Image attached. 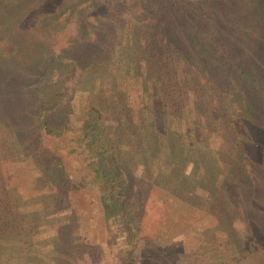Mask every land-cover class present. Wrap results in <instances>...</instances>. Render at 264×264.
Returning a JSON list of instances; mask_svg holds the SVG:
<instances>
[{"label":"trees","instance_id":"1","mask_svg":"<svg viewBox=\"0 0 264 264\" xmlns=\"http://www.w3.org/2000/svg\"><path fill=\"white\" fill-rule=\"evenodd\" d=\"M222 1L224 8L213 12L203 2L161 3L163 21L152 40H141L138 71L127 80L128 100L136 103L130 116L138 115V106L146 112L147 104L156 101L161 117L155 134H147L143 124L133 136L142 139L140 145L130 148L125 136L113 143L95 103L81 117L72 109L63 116L51 112L74 64L66 61L67 67L55 76L58 91L51 96L40 92V84L52 80L47 64L41 63L46 57L53 64L61 58L50 49L43 58L21 55L28 43L10 39L6 27L17 32L22 24L11 22L12 15L26 7L22 0H0V264H92L103 257L104 246L118 264H178L170 242L160 245L155 237L139 233L143 209L135 204L147 198L145 190L162 199L179 194L172 193L177 187L172 179L190 178L188 164L195 159L184 153L194 147L193 136L205 138V149L216 152H207V168L197 170L198 179L209 178L210 187L197 184L189 190L199 199V229L213 231L211 241L205 239L208 243L200 248H211L205 264L253 263L254 251L263 250H256L260 240L252 234L262 236L259 228L264 226L258 197L264 179V0ZM84 2L76 0L50 18L60 23L73 10H82L77 3ZM31 65L36 69L26 74ZM164 115L171 118L169 126ZM124 130L132 131L128 126ZM27 131L33 148L21 136ZM41 134L48 137V146ZM177 141L180 157L173 155ZM42 149L45 160L39 157ZM62 153L72 154L79 164L66 168ZM172 159L182 162L173 175L172 167L162 164ZM90 186L97 190L108 233L104 246H90L83 238L74 241L80 237L77 211L69 207L66 192ZM27 189L32 192L25 195ZM209 190L213 194L202 207L201 198ZM63 212L66 219L52 221ZM29 216H42V224L16 230L15 223Z\"/></svg>","mask_w":264,"mask_h":264},{"label":"rangeland","instance_id":"2","mask_svg":"<svg viewBox=\"0 0 264 264\" xmlns=\"http://www.w3.org/2000/svg\"><path fill=\"white\" fill-rule=\"evenodd\" d=\"M75 1L22 0V4L26 8L15 12L11 20L13 23L19 20L22 25H18L17 32H14L6 24L8 37L10 39L18 37L19 43L23 44L24 41L28 43V45H22L20 53L30 60L33 55L45 57L49 49L54 54H59L61 58L59 63H54V65L47 57L41 63L47 64L48 74H51L52 80L46 83L43 81L40 84V92L49 96L60 89L57 80L60 71L67 67L65 62H73V75H70L61 84L64 92L62 96H58L53 104L52 113L63 116L69 110H73L76 115L79 114L81 117L85 108L95 103L99 107L101 106L103 120L107 127L106 131L113 143L119 144L120 137L125 136L126 141L132 142L129 146L133 148L134 145L137 146L141 143L142 139L134 140L133 136L138 133V130L139 132L143 130V124L147 127V134H155V122L159 121L158 116L160 115L159 104L154 101L155 103L147 104L146 112L141 106H138V115L130 116L136 103L128 100L129 90L127 91V89L130 83L127 80H131V77L135 76L138 71L136 60L137 57L142 56L141 52L143 53L141 40H152L157 32V23L163 21V14L165 13L162 14L160 5L166 0H85L83 4L77 3L82 10H73L62 22L59 23L58 19L50 18L54 14L60 13L66 5ZM188 1L206 3L205 5L208 6L210 12L224 8V1L221 3L220 0ZM211 1L217 3H211ZM27 33H30L31 37ZM35 69V65L34 67L31 65L25 73L31 74ZM146 69L149 71L148 66ZM57 73V80H55ZM15 100H17L16 95ZM131 105L133 110H131ZM163 117L164 122L168 123L167 126H169L170 116L164 115ZM125 126L130 127L132 131L126 132ZM261 128L264 130V124ZM23 134L21 136L24 138L25 144L33 148L32 144L28 142L30 132L27 131ZM191 138L194 139V147L184 153L185 157L195 159L193 162L195 165L188 164V167L192 165L189 168L190 178L180 177L178 180V178L173 177L172 179L177 182V187L173 188L172 193L179 194L162 199L157 192L145 190L144 194L147 198L142 197L139 204L137 201L135 205L143 209L141 213L143 218L139 223L141 235L155 237L160 245L170 242L175 247L173 255L178 264L181 262L184 264H205L211 248L205 251L200 248L208 243L207 240L212 237L213 231L202 232L203 228L199 229L202 222L195 219V207L199 199L194 194L189 193V190L194 189L197 184L210 187L207 184L209 178L198 179L200 175L197 170L199 166L207 168L206 162H209L207 154H215L216 152L205 149L204 142L206 140L202 136ZM47 140L48 137L41 134L43 145L48 146ZM173 149L175 150L173 155L180 157L182 147L179 141L175 142ZM40 151H42L39 155L40 159L45 160L47 156L45 149ZM61 155L66 168L72 169L73 165L79 164L72 154L62 153ZM162 164L172 167L173 175L174 170L178 168L175 165L179 166L182 162H176L172 159L169 163ZM262 166V172H264V161ZM185 183L188 190L184 189ZM253 191L255 192L254 188ZM31 192V189L24 190L25 195ZM66 193L69 207L79 213L76 212L75 226L80 237L74 241H80L83 238L82 241H86L90 246H104L108 233L103 227L101 205L95 186L76 190L68 189ZM211 194H213L212 190H209L202 196V207L208 204L207 196ZM258 197L264 208V179L258 189ZM133 214L135 217L138 215L136 212ZM66 216L63 212L53 216L52 221L64 220ZM42 221V216H29L15 223V228L22 230L37 227L42 224ZM204 221H210V218ZM259 229L262 236H257L254 233L252 236H256L260 240L256 245V250L262 248L263 250L254 251L253 263L250 264H264V226H260ZM118 243L119 241H116V245ZM104 249L103 257L95 258L92 264H118V259L110 256L111 250L105 246ZM171 250L163 256V259L159 260L164 261ZM199 252L203 253L202 256L199 255ZM80 264L85 263L81 262Z\"/></svg>","mask_w":264,"mask_h":264}]
</instances>
